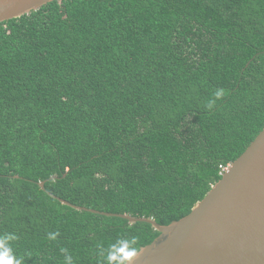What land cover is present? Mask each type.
I'll return each mask as SVG.
<instances>
[{"label": "trees", "instance_id": "obj_1", "mask_svg": "<svg viewBox=\"0 0 264 264\" xmlns=\"http://www.w3.org/2000/svg\"><path fill=\"white\" fill-rule=\"evenodd\" d=\"M263 128L264 0L49 2L0 23V236L22 264L140 249L150 223L51 194L167 225Z\"/></svg>", "mask_w": 264, "mask_h": 264}, {"label": "water", "instance_id": "obj_2", "mask_svg": "<svg viewBox=\"0 0 264 264\" xmlns=\"http://www.w3.org/2000/svg\"><path fill=\"white\" fill-rule=\"evenodd\" d=\"M52 1L0 0V23ZM45 182H39L42 189ZM51 195L77 210L118 216L131 224L150 223L160 233L140 248L134 264H264V128L191 212L167 225L153 217L101 212Z\"/></svg>", "mask_w": 264, "mask_h": 264}, {"label": "clouds", "instance_id": "obj_3", "mask_svg": "<svg viewBox=\"0 0 264 264\" xmlns=\"http://www.w3.org/2000/svg\"><path fill=\"white\" fill-rule=\"evenodd\" d=\"M224 96L222 89H217L206 102V107L212 109L218 100ZM59 233H50L49 237L55 239ZM17 239L15 234L6 233L0 236V264H22L12 252L9 243ZM65 253V264H73L72 257L66 249L61 250ZM141 254L137 247L135 237H122L112 243L107 249H101L100 255L103 258L101 264H134L135 259Z\"/></svg>", "mask_w": 264, "mask_h": 264}, {"label": "built area", "instance_id": "obj_4", "mask_svg": "<svg viewBox=\"0 0 264 264\" xmlns=\"http://www.w3.org/2000/svg\"><path fill=\"white\" fill-rule=\"evenodd\" d=\"M227 167H222L221 173H223L226 170Z\"/></svg>", "mask_w": 264, "mask_h": 264}]
</instances>
